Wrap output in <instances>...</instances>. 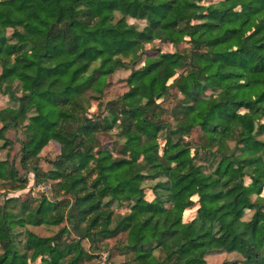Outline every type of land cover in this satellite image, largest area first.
Here are the masks:
<instances>
[{
	"label": "trees",
	"instance_id": "trees-1",
	"mask_svg": "<svg viewBox=\"0 0 264 264\" xmlns=\"http://www.w3.org/2000/svg\"><path fill=\"white\" fill-rule=\"evenodd\" d=\"M0 97V264H264V0H0Z\"/></svg>",
	"mask_w": 264,
	"mask_h": 264
},
{
	"label": "rangeland",
	"instance_id": "rangeland-1",
	"mask_svg": "<svg viewBox=\"0 0 264 264\" xmlns=\"http://www.w3.org/2000/svg\"><path fill=\"white\" fill-rule=\"evenodd\" d=\"M130 22H133V23H137L139 27H142L143 26V22H136V21H133V20H129ZM164 49H167V50H170L173 48L170 47V46H166V47H163ZM129 73V70H126V69H119L117 70L114 74H112L111 76L108 77V84L106 86V88L104 89L103 91V94H102V99L104 101H107L109 99H113L115 97H117L118 95L122 94L123 92L126 91V85H125V78L126 76L128 75ZM7 99H5V97H0V105H5V103L7 104ZM94 107L96 108V104L94 102ZM8 137H10L11 139L14 140V134L13 133H8ZM115 137L111 134H106V133H103L101 135V140L103 142H108L110 140H113ZM19 148V145L14 142V145L13 147L10 149V154L13 155L14 153H16V151L18 150ZM59 151V146L56 142H50L48 143L47 146H45L41 152V155H42V161H41V164L44 168H48L49 165L47 163H45L44 159H51L53 158ZM5 153H6V150H0V157H4L5 156ZM31 177V175H30ZM31 179V178H30ZM32 181H30V185H31ZM45 188V187H44ZM38 189L40 190H43L42 187L40 188V186L38 187ZM28 190L25 189L23 191H20V192H16V193H13L14 195H23L24 193H26ZM1 193V192H0ZM2 195V193L0 194V196ZM11 195V194H10ZM34 233L38 234V235H49L51 233H54L58 230V227H49V228H45L43 226H30L29 227ZM121 237V236H119ZM115 239H111L109 240V246H112L113 243H114ZM83 244L85 247H88V242L87 241H83ZM101 258L98 259V261H100L102 264H106L105 263V259H106V256H107V252H99ZM235 258V256L233 255H227V254H214V255H210L207 257V261L210 263V264H217L219 262H222L224 260H230V259H233ZM126 260V256L125 255H122V254H119V255H116L111 261L113 262H122ZM97 260H92V261H87L85 262L84 264H94Z\"/></svg>",
	"mask_w": 264,
	"mask_h": 264
},
{
	"label": "built area",
	"instance_id": "built-area-1",
	"mask_svg": "<svg viewBox=\"0 0 264 264\" xmlns=\"http://www.w3.org/2000/svg\"><path fill=\"white\" fill-rule=\"evenodd\" d=\"M41 187H42V189H44V187H43V186H41ZM41 187H40V188H41Z\"/></svg>",
	"mask_w": 264,
	"mask_h": 264
}]
</instances>
